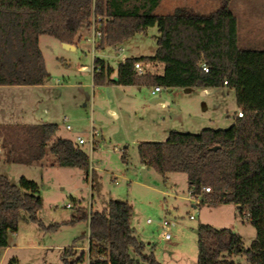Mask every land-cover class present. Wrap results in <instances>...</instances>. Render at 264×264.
Masks as SVG:
<instances>
[{
    "label": "trees",
    "instance_id": "trees-1",
    "mask_svg": "<svg viewBox=\"0 0 264 264\" xmlns=\"http://www.w3.org/2000/svg\"><path fill=\"white\" fill-rule=\"evenodd\" d=\"M160 1L0 0V85H41L49 80L40 35L74 44L81 25L94 20L100 23L104 47L156 26L153 54L128 56L115 69L94 56L93 82L234 90L242 115L236 113L228 128H203L198 133L171 130L163 141L139 142L137 151L143 165L165 177L170 172L185 173L189 193L198 204H234L239 215L254 226L255 239L245 249L241 235L231 228L198 224L197 264H240L232 258L238 253H243L247 264H264V48L238 45L237 17L229 0H221L207 13L177 6L171 13L156 14ZM136 62L161 63L163 70L139 75ZM21 128L22 145L18 140L8 141L4 127L0 131L6 161L41 160L49 144L58 165L88 172L90 157L80 144L60 136L53 139L59 128L56 123ZM122 159L126 160L125 153ZM42 204L36 181L21 176L14 183L0 173V248L8 245L9 232L17 231L22 211L41 228L57 229L59 224L46 226L38 217ZM131 216L127 201L109 199L101 210L91 209L75 218L88 221V264H161L153 252H146ZM74 246L73 242L63 249L62 264L84 259L83 253L73 261L67 259Z\"/></svg>",
    "mask_w": 264,
    "mask_h": 264
},
{
    "label": "rangeland",
    "instance_id": "rangeland-1",
    "mask_svg": "<svg viewBox=\"0 0 264 264\" xmlns=\"http://www.w3.org/2000/svg\"><path fill=\"white\" fill-rule=\"evenodd\" d=\"M220 1L161 0L154 13L168 14L177 6L207 13ZM229 7L237 17L238 45L264 48V0H229ZM94 25L100 23L95 21ZM92 26L79 29L81 39L74 49L65 48L52 36L40 35L49 80L27 90L0 92V131L3 127L7 130L8 141L18 140L22 145L23 125L52 122L59 127L53 139H75L78 135L85 140L80 146L90 157L88 172L60 166L48 144L41 160L6 161L0 139V173L14 183L21 176L36 181L43 199L38 217L46 226L59 224L55 230H45L22 211L17 231L9 232L8 245L0 248V264H62L63 249L73 242L74 251L67 259L73 261L83 253L84 259L75 264H88V221L75 218L91 209L101 210L109 199L131 205L135 234L144 241L146 252H153L161 264H197L200 223L231 228L241 235L243 248H248L256 230L234 204H197L189 193L185 173L170 172L165 177L144 167L137 151L139 142L163 141L171 130L198 133L203 128H228L238 111L234 90L225 86L228 93L223 96L221 89L202 94L199 87H161L152 94L153 86L94 84V56L104 58L115 69L123 57L153 54L157 27H148L116 46L103 47L101 37L92 43ZM143 66L145 71H161L155 63ZM18 149L20 146L14 153ZM164 218L170 223L169 240L161 235ZM232 258L247 264L243 253Z\"/></svg>",
    "mask_w": 264,
    "mask_h": 264
},
{
    "label": "built area",
    "instance_id": "built-area-1",
    "mask_svg": "<svg viewBox=\"0 0 264 264\" xmlns=\"http://www.w3.org/2000/svg\"><path fill=\"white\" fill-rule=\"evenodd\" d=\"M94 22L95 21L93 20L92 21V25H93L92 26V38H91L92 43L95 42V38L96 37L99 38L101 36V30L98 27V25H94ZM143 65L144 64H142L141 62H136L134 64V68H135V71H136L137 74L141 75V74H143L145 72V69H144V66ZM202 68L205 71H207V68H206V66L204 64H202ZM225 83H226V81H225ZM160 91H161V87H159V86H153L152 89H151V93H158ZM237 114L239 116H241L242 115V111L241 110H238ZM66 128L67 129H70V126L69 125H66ZM93 135H94V133H93V131H91L90 137H89V143H90L91 148L94 147ZM76 141L80 145L85 143V140L82 137H80V136H77L76 137ZM202 190H204V191H210V188L209 187H202ZM66 206L67 207H70V204L68 203V204H66ZM190 217L192 218L193 216L190 215ZM148 222H150V220H148ZM161 225H162V228H163V231H162V234H161L162 237L165 240H169L171 238V234L169 232V225H170L169 221L166 218H164L162 220V222H161Z\"/></svg>",
    "mask_w": 264,
    "mask_h": 264
},
{
    "label": "crops",
    "instance_id": "crops-1",
    "mask_svg": "<svg viewBox=\"0 0 264 264\" xmlns=\"http://www.w3.org/2000/svg\"><path fill=\"white\" fill-rule=\"evenodd\" d=\"M82 28H84V29H86V30H88L87 29V24L86 23H83L82 25H81V27H80V31H81V29ZM79 31V32H80ZM79 38L81 39V34H79V36H78V38L76 39V43L73 45L74 46V48H75V46H76V44L79 42ZM65 48H67V47H65ZM74 48H67V49H74ZM100 53H102V52H100ZM126 57H128V56H126ZM126 57H123V59H125ZM122 59V60H123ZM105 60V59H104ZM121 60V61H122ZM106 62H107V60H106ZM108 64H109V62H107ZM111 67H113L111 64H109ZM155 65L157 66V67H159L160 69H161V71H157L156 73H161L162 72V70H163V64H161V63H155ZM92 71H93V68H92ZM42 85H44V84H41V86ZM35 86H40V85H0V92H9L10 93V91L12 90V89H17V90H27L28 88H32V87H35ZM152 89V88H151ZM214 89H221V94L223 95V96H225V95H227V93H228V91H225V86H221V87H214V88H200V90H201V93L202 94H207L208 92H210L211 90H214ZM232 89V88H231ZM5 90H7V91H5ZM26 92V91H25ZM150 92H151V90H150ZM1 94V93H0ZM152 94H156V93H152ZM0 101L2 102V100H1V98H0ZM4 104H5V101L3 102ZM162 104H164V102L162 101L161 102ZM1 104V103H0ZM1 106V105H0ZM3 107V106H2ZM4 108H6L5 107V105H4V107H3V111H4ZM239 110V109H238ZM6 114V113H5ZM4 115V114H3ZM40 123H45V122H40ZM66 128V127H65ZM59 129V128H58ZM67 129V128H66ZM78 136V135H77ZM76 136V137H77ZM61 137V136H60ZM65 138H67V137H65ZM72 141H74V142H77L76 141V138L75 139H72V138H70ZM143 165V164H142ZM144 167H146L145 165H143ZM197 200V204H198V199H196ZM197 204H193V207H196V205Z\"/></svg>",
    "mask_w": 264,
    "mask_h": 264
},
{
    "label": "water",
    "instance_id": "water-1",
    "mask_svg": "<svg viewBox=\"0 0 264 264\" xmlns=\"http://www.w3.org/2000/svg\"><path fill=\"white\" fill-rule=\"evenodd\" d=\"M63 46L67 47V48H74V46L72 44H69V43H63ZM114 79L116 80V77H114Z\"/></svg>",
    "mask_w": 264,
    "mask_h": 264
}]
</instances>
